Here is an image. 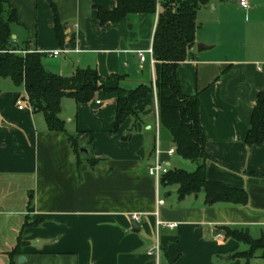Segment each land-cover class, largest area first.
<instances>
[{
    "label": "crops",
    "instance_id": "0c3cea01",
    "mask_svg": "<svg viewBox=\"0 0 264 264\" xmlns=\"http://www.w3.org/2000/svg\"><path fill=\"white\" fill-rule=\"evenodd\" d=\"M3 1L17 11L13 40L43 54L46 71L69 77L78 68H92L106 87L132 90L151 84L153 94L139 105L140 119L127 120L118 132H113L114 93L100 91L84 105L61 100L59 117L95 159L91 166L63 134L47 130L43 115L26 102L24 86L4 79L9 82L0 86V264H8L5 254L21 231L26 242L22 264H264L260 252L249 262L236 257L248 247L226 239L220 229L245 230L253 239L264 236V143H245L257 96L264 91V46L246 59L221 57L219 43L196 32L176 77L185 96L199 98L210 158L206 178L243 189L248 200L245 206L210 205L200 193L178 202L177 187L160 186L165 204L158 207L159 220L174 228L156 231V184L147 171L156 138L163 153L175 148L159 125L154 64L149 55L144 62L138 55L152 47L156 14L100 26L95 8L112 11L114 0H51L64 34L60 46L48 0ZM249 2L253 6L247 10L238 0L233 3L254 15L260 0ZM160 9L158 3V14ZM197 44L209 49L199 53ZM114 75L121 78L109 79ZM162 159L169 169H196L175 153ZM133 214L140 215L139 223L132 221ZM27 220L38 224L23 229ZM156 245L158 262L148 255Z\"/></svg>",
    "mask_w": 264,
    "mask_h": 264
},
{
    "label": "trees",
    "instance_id": "16d2710c",
    "mask_svg": "<svg viewBox=\"0 0 264 264\" xmlns=\"http://www.w3.org/2000/svg\"><path fill=\"white\" fill-rule=\"evenodd\" d=\"M114 1L117 6L112 11L95 8L100 26L108 23L117 26L134 16L155 15L159 3L157 0ZM48 2L53 13L56 38L62 46L64 34L59 14L51 0ZM208 2L209 0H167L159 3L161 9L152 39L159 125L170 135L175 154L196 165L193 172L169 169L163 175L160 185L165 188L177 187L178 202L187 196L203 193L210 205L224 203L245 206L248 198L243 189L207 180L205 169L210 158L205 150L206 136L199 120V98L196 95L185 96L176 77L177 68L187 61L189 51L195 45L197 11ZM17 24L16 9L8 2L0 0V79H10L17 87L24 86L26 102L33 112L43 115L49 132L61 133L67 138L77 157L81 154L78 138L66 132L65 123L59 117L63 98H71L77 105H84L92 102L100 91L114 93L113 132H118L129 119L136 121L140 119L138 107L143 100L153 94L151 84L140 85L132 90L118 86L106 87L100 74L92 68H78L69 77L48 72L42 65L43 54L31 52L27 43L18 45L13 40L12 28ZM120 78L115 75L109 77L115 80ZM245 143L250 147H258L264 143V91L257 96ZM87 157V161L93 166L95 159ZM37 224L27 220L23 229ZM220 229L226 239L235 240L248 247L246 252L237 254L236 257L249 262L257 252H260V257L264 260V236L253 239L245 230ZM25 245L21 231L14 248L5 254L8 264H17V260L23 255Z\"/></svg>",
    "mask_w": 264,
    "mask_h": 264
},
{
    "label": "rangeland",
    "instance_id": "374dc122",
    "mask_svg": "<svg viewBox=\"0 0 264 264\" xmlns=\"http://www.w3.org/2000/svg\"><path fill=\"white\" fill-rule=\"evenodd\" d=\"M158 2L163 3L164 0ZM249 4L251 7L252 3ZM254 7V15H248L243 9L237 8L236 3L228 0H209L197 11L199 38L203 35L205 37L206 34L218 42L217 54L221 57L246 59L251 54L258 53L257 46H264V0H260V4ZM4 82L9 80L0 79L1 87H4L2 84H7Z\"/></svg>",
    "mask_w": 264,
    "mask_h": 264
},
{
    "label": "built area",
    "instance_id": "2783aa9c",
    "mask_svg": "<svg viewBox=\"0 0 264 264\" xmlns=\"http://www.w3.org/2000/svg\"><path fill=\"white\" fill-rule=\"evenodd\" d=\"M238 4L240 5L241 8H243L245 10L250 8L249 0H238ZM157 8H158V6H157ZM156 17L158 18V11L157 10H156ZM58 53H59V51L51 52V55L56 56ZM145 54L149 55L150 63L154 64V59L152 56V47L146 52H138L139 59L141 62L145 61ZM16 105H17L19 110L23 109V101H21L20 99H18L16 101ZM157 125H158V123H157ZM155 140L156 141H155V149H154V158H153L152 165L148 168L147 173L151 178L154 179L155 184H156V211L154 212V216L156 218V222H155L156 231H158V229L161 227H166L168 229L174 228V224H171V223L164 224L163 222H161L159 220L158 207L164 206L165 202L162 198H160L158 196V192H159V187L161 186L160 182H161L163 175H165L169 171V167L166 165L165 161L162 159V156L164 154H166L167 156L174 155L175 148L170 149L167 152L163 153L159 147L158 138H156ZM131 219L135 223H139L141 221L140 215H137V214L131 215ZM148 255L151 257H154L155 260L158 262L159 255H160L159 246L156 245L154 248L150 249L148 251Z\"/></svg>",
    "mask_w": 264,
    "mask_h": 264
},
{
    "label": "water",
    "instance_id": "95a60500",
    "mask_svg": "<svg viewBox=\"0 0 264 264\" xmlns=\"http://www.w3.org/2000/svg\"><path fill=\"white\" fill-rule=\"evenodd\" d=\"M228 1H230V2L233 3L235 0H228ZM210 8L213 10V7H210ZM208 49H209V47H207V46H205V45H203V44H197V51H198L199 53H200V52H203V51H205V50H208ZM80 152L88 156V152H87V150L85 149V146H82V147L80 148ZM24 261H25V258H24V257H20V258L18 259V264H22Z\"/></svg>",
    "mask_w": 264,
    "mask_h": 264
}]
</instances>
